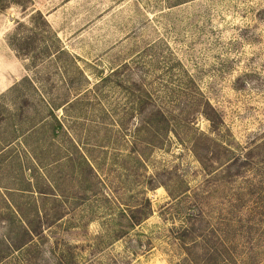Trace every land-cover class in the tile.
<instances>
[{"label": "rangeland", "instance_id": "rangeland-1", "mask_svg": "<svg viewBox=\"0 0 264 264\" xmlns=\"http://www.w3.org/2000/svg\"><path fill=\"white\" fill-rule=\"evenodd\" d=\"M0 264H264V0H0Z\"/></svg>", "mask_w": 264, "mask_h": 264}, {"label": "trees", "instance_id": "trees-1", "mask_svg": "<svg viewBox=\"0 0 264 264\" xmlns=\"http://www.w3.org/2000/svg\"><path fill=\"white\" fill-rule=\"evenodd\" d=\"M204 116L209 120L211 124L210 131L213 133H218L220 131V123H221V117L218 113V111L212 107L210 104H207V107L203 110ZM148 206H151V203L148 201ZM143 216H141V215ZM148 213L143 212L142 209L136 210V211H131L129 213V219L131 222V225H138L145 217H147ZM139 246H135V249L137 250Z\"/></svg>", "mask_w": 264, "mask_h": 264}]
</instances>
